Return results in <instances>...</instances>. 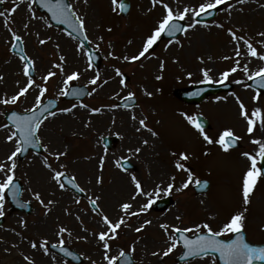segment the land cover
Segmentation results:
<instances>
[{
    "label": "rangeland",
    "instance_id": "374dc122",
    "mask_svg": "<svg viewBox=\"0 0 264 264\" xmlns=\"http://www.w3.org/2000/svg\"><path fill=\"white\" fill-rule=\"evenodd\" d=\"M69 2L85 21L84 30L91 41L90 46L102 56L98 70L92 64L89 67L86 51L79 47L77 40L52 26L47 17L36 10L32 0H4L0 10H10L19 5L15 13L0 17V99L16 94L28 80L23 73L24 63L11 52L14 40L9 27L23 38L25 54L34 61L35 71V84L17 103H0V163L11 164L7 157L16 146L15 141L7 140L13 129L2 127L7 124L4 113L12 110L23 113L32 108L40 91L36 85L47 88L42 101L49 97L61 100L63 95L60 92L66 88L64 81L67 75L79 72V78L69 84L83 85L91 93L80 104L65 102L60 109L70 108L71 111L57 113L43 124L39 133L44 147L42 154L31 153L22 161L17 155L15 178L20 179L23 186L22 201L31 204L33 211L29 215L11 212L4 193L5 224L0 228V264H29L24 256H29L34 264H70L51 251L45 254L41 248L31 247L32 241L47 240L59 244L57 233L61 227L68 230L63 233L64 244L83 255L85 264H93V261L107 264L103 243L98 240V234L107 230L102 215H107L113 223L124 216L126 223L117 230L116 238L108 241L109 255L119 256V251L124 250L132 255L136 264H217L212 257L179 263L176 259L183 252L181 246L163 256L170 243L169 237L176 238L172 229L208 223L218 231L232 215L245 208L244 232L251 242L264 243L262 177H259L248 205L243 204L241 191L242 177L250 167V161L243 153L258 150L252 140L264 141V127L258 124L249 134L237 101L239 97L249 112L254 107H261L264 112V95L258 101L253 100L256 92L245 87L249 79L243 71L247 65L249 73H254L264 67V60L247 55L243 41L234 40L228 31L232 29L237 36L245 37L258 53L264 54V36L260 35L264 32V0H246L243 3L227 0L216 9L213 20L197 24L177 38H166L156 43L145 57L135 62L125 61L123 56L138 54L164 14L161 5L153 7L152 0H130L131 10L123 17L118 9L119 0L116 5L112 0ZM165 2L174 11H181L184 7H198L203 0ZM228 5L232 8L229 9ZM5 19L9 27L5 26ZM183 22L187 26L192 20ZM41 39L46 42L41 44ZM237 45L241 53L239 57L235 52ZM236 60L240 61V67L223 81L231 85L230 91L197 105L185 104L176 97L177 89L208 83L203 82L202 70H210L211 83H219L221 74L235 67ZM56 65H62L63 71ZM115 68L128 77L125 85L120 84L122 77L116 75ZM49 72L55 75L45 83L43 78ZM97 73L100 80L93 85L90 81ZM158 76L161 78L157 79ZM105 80L108 83H103ZM237 80L243 83H236ZM129 92L135 93L137 99L133 108L112 107L124 100ZM148 92L152 95H147ZM95 108L101 109L98 115L92 112ZM196 114L209 120L211 128L205 132L213 141L219 138L220 133L231 129L234 136L240 138L241 148L224 151L215 142L208 144L204 141L200 132L186 119V115L194 117ZM145 118L147 127L155 131L156 136L147 128L140 127L139 120ZM106 137H117L118 142L106 148L103 143ZM137 148L140 149L138 153L135 152ZM56 153L66 155L57 160ZM180 153L189 156L187 161H181L189 171L176 169L175 162ZM45 158L52 169L74 176L78 185L85 189V196L79 197L66 187L60 188L52 178L53 171L44 165ZM124 160L129 161L133 168L122 169ZM189 172L193 182L183 188ZM133 175L141 181L146 192L153 193L155 202L170 197L173 205L165 211H157L153 208L154 203L138 216L123 213L122 203L129 202L132 204L130 211H139L148 200L145 196L132 199L135 192L131 181ZM3 179L4 174L0 173V182ZM196 180L208 181L211 190L205 195H196L193 190ZM170 183L174 187L169 193L165 189ZM157 186L160 188L158 196L155 195ZM36 193L40 194L43 204L35 198ZM96 198L98 213L89 203L90 199ZM146 220L151 224L136 232L135 229ZM161 225L169 226L167 233ZM204 232L206 230L202 229L201 233ZM187 234L197 235L195 232ZM133 246L135 251H131ZM154 252L160 255H153Z\"/></svg>",
    "mask_w": 264,
    "mask_h": 264
},
{
    "label": "snow or ice",
    "instance_id": "6c2138e0",
    "mask_svg": "<svg viewBox=\"0 0 264 264\" xmlns=\"http://www.w3.org/2000/svg\"><path fill=\"white\" fill-rule=\"evenodd\" d=\"M36 0H32V3H35ZM113 4H117V0H112ZM227 2V0H203L202 3L198 5V7H184L181 11H174L172 7L169 6L168 3L165 2V0H152L153 7L156 5H161L164 9V14L162 18L159 20L157 26L153 29L150 35L147 36L145 39L142 48L138 51V54L128 56H123V60L135 62L137 60H140L142 57H145V54L149 52L150 49L153 48V46L157 43L158 40H160L161 36L165 33L172 36L175 35L178 32H187L189 28H195L196 25L199 23V20H197V17H200L201 15L205 14H211L212 11L216 10L220 5H223ZM239 3H243V0H238ZM4 3V0H0V5ZM41 6L48 9L49 12L52 14V18L54 20L59 21L62 24H68L69 26H72L74 23L78 25V28L74 29L75 31H81L85 27V21L75 12L73 6L71 3H65V0H40ZM19 5H16L15 7H12L10 10L5 9L4 11H0V17H5L7 15H11V13H15ZM29 10L31 11L32 4L30 3L28 5ZM119 7L121 10H125L127 5L124 3V0H119ZM229 9L232 8V5H228ZM33 18H36L33 15ZM74 18V19H73ZM186 19H191L192 22L189 23L186 27H182L180 24V21H184ZM5 26L9 27L8 20L5 19L4 21ZM50 26V25H49ZM222 27V25H218ZM28 25L25 24V28H27ZM229 34L233 37L234 40L243 41L244 45L247 49V55L250 57L258 58L260 60H264V54L258 53L256 47L253 46V44L246 39L243 36H237L236 32H234L232 29H229ZM9 32L11 33V37L14 41L20 42V43H13L11 47L13 49L20 50V45L23 42V38L18 35L15 31H13L9 27ZM71 35V33H69ZM261 36H264V32L260 33ZM84 40H88V36L86 33H83ZM102 39V38H101ZM41 44H44L46 41L41 39L39 41ZM91 43V41H89ZM131 43V42H130ZM79 47H83V45H79ZM97 49H99V45L96 46ZM236 56L239 57L241 55L239 45H237V48L235 49ZM93 53H88V60H89V67H91V60H92ZM109 55H112V53H109ZM227 59V57H225ZM20 60L24 63L23 67V73L25 76L28 77L27 83L24 87L20 88L19 91L12 95L10 98H4L0 99V103H3L5 105L7 104H15L20 99V97L24 96L30 88L33 87L35 84V81L32 79L30 75V71L34 70V61L27 55H20ZM60 60L63 61L64 57L61 56ZM56 67H60L61 71H63L62 65H56ZM240 67V61L236 60V66L232 67L228 71H224L221 74V80L218 81L219 83H223L224 80H227V78L230 76L231 73H234L238 70ZM161 69H163V63L161 64ZM210 70H202L203 72V82H212V77L209 75ZM243 71L248 75L249 80H254L257 82L258 86L260 88H264V67L259 68V70L255 71L254 73H249L247 65H244ZM115 73L117 76L122 77L120 80L121 85H125V80L123 79L124 74L121 72L119 68H115ZM55 75L53 72H49L43 79L45 83L47 80ZM191 76V73H189V77ZM2 78V77H0ZM79 78V72H73L70 75H67L64 84L66 85L65 89H62L60 94L61 95H69V90L67 88V85L69 82L78 79ZM161 77H157V79H160ZM100 80V76L97 73L93 79H91L90 83L93 85H96L97 82ZM103 83H108L107 80L103 81ZM236 83H243L242 81L237 80ZM248 85H245L247 87ZM40 89L39 94L35 98V102L32 108L26 109L25 112L26 115H19L16 112H13L11 116H9V120L12 121L15 131H10V134L7 136V140L9 142L15 141L16 146L15 150L11 152V154L7 157L8 161H11L10 165H6L5 163H0V173L4 174L3 182H0V217L4 215L3 206H4V193L9 190L10 188L13 189L12 195L15 199L18 195L19 188L14 184L15 180V169L17 167L16 164V157L19 153L22 151H25L26 148L25 145H32L33 147L39 146L40 141L38 138V133L41 128V125L44 123V120L47 119V116L45 113H47L48 116H54L56 115L55 112H50L49 107L51 106V101H49L48 106H45L42 102V98L44 97L45 92H47L46 87H42L40 85H36ZM71 94L74 96H79L82 94L80 89H71ZM91 94V93H89ZM147 95L151 96L152 93L148 92ZM135 96V93L129 92L127 96L125 97L126 100H132ZM261 98V95L259 92L256 93V95L253 96L254 101H258ZM237 101L240 106V115L244 117L246 123H247V131L249 134L253 133L256 129L257 125L259 124L260 127H264V112H262L261 107H254L250 112L248 109H246L244 103L242 101H239V97H237ZM75 107V105H74ZM81 107L87 108V105H81ZM113 108L118 107V105H112ZM63 112H70L71 109H62ZM101 111L100 108L92 109L93 113H99ZM133 119H135V116H133ZM186 119L190 124H192L201 134L204 141H206L208 144L216 143L221 146V148L224 151H228L229 147L234 145L239 137L234 136L231 129H226L222 133H220L219 138L213 141V138H211L204 130L202 125L198 122V120L193 116H187ZM145 119L139 120V125L141 128H147L149 132L152 133L153 136H156L157 133L153 131L151 128L147 127V124L145 122ZM2 127L8 128L7 124H4ZM139 130V129H138ZM145 144L148 143L147 140L144 141ZM253 144H256L258 146V150L255 153H248L245 152L243 155L250 161V167L246 170L242 177V202L244 205H248L250 203V196L253 193L255 186L257 184V181L261 175H264V169L262 167L258 166V161L261 163H264V141L260 139H253ZM140 149H135V152H139ZM175 155V153H173ZM61 155H66V153H56L55 158L57 160L60 159ZM189 159V156L186 153H180L179 158L175 162V167L177 170H184L189 171L184 163H181V161H187ZM119 163V162H117ZM44 165L51 169L54 173L53 179L59 184L60 188H64L65 184L62 183V178L65 177V172L57 171L55 169H52V166L48 163L47 158L44 160ZM101 168L103 167V159L100 161ZM63 167V166H62ZM122 167V165H121ZM174 179V178H173ZM131 181L135 186V192L132 196V199L135 200L137 196H145L148 197V200L146 203L141 205V208L139 211H130L132 209V204L129 202L122 203L120 205V208L123 213H125L128 216H138L141 212L147 211L152 207V205L155 203V200L152 198L153 193L152 192H146L143 187L140 180L137 179L135 175L131 177ZM98 182H100L98 180ZM193 182L192 174L189 172V176L187 181L183 184V188H187L189 184ZM67 183H70L73 188H76L79 192H84L85 189L79 187V185L76 183V178L70 177L67 180ZM195 183L197 185L201 184L202 182L199 180H196ZM205 185L207 182H203ZM173 184H168L165 191L171 192L173 189ZM160 188L157 186V189L155 191V195H159ZM35 198L40 201L41 204L44 203V201L41 199L40 194L36 193ZM97 199H90V204L93 206V210L95 211L98 207L97 205ZM79 201H77L78 203ZM51 203V201H49ZM24 206V205H21ZM244 211H247L245 208ZM244 211H239L236 214L232 215L227 222L223 224V226L218 230H213V228L208 223H204L203 225H196L195 227H173L172 231L175 233H179V237L175 238L170 236L169 240V246L166 250L163 252V256H168L170 253H172L178 246H181L184 251L181 255V259H186L188 257H200L201 254L207 255L210 251L211 252H217L220 254V257L223 259L224 264H255V262L260 261L264 262V247H255L252 246L250 243L246 241L243 235H240L244 229H245V215ZM102 220L105 225H107L106 231H101L98 234V240L103 243L104 248V259L106 260L107 264H117V261L121 258L124 259L125 264H127V253L124 250L119 251V256H110L109 255V249L110 245L108 243L109 240L115 239L118 232L117 230L121 228V225H124L126 223L124 216H121L115 223H113L112 220L109 219L107 215H102ZM151 224L150 220L144 221V223L135 229L136 232L142 231L143 227L146 225ZM161 228L164 229V231L167 233L169 226L168 225H161ZM206 230L203 234H201V230ZM68 230L66 228L61 227L59 232L57 233L59 239V244H51L52 248L59 247L61 252H64L66 255H71L70 252H67V250L63 247L64 240H63V233L67 232ZM197 233L195 239L189 238L185 233ZM226 234H235L236 238L233 240H230L228 242H225L222 239H217V237L224 236ZM71 235V233H69ZM85 239H87L85 237ZM31 247L33 249L41 248L45 254L48 253L49 247H48V241L44 240L42 242H31ZM131 251H135L134 246L132 247ZM153 255H160V253L154 252ZM24 259L29 262V264H34V261L29 256H24ZM54 259V257H53ZM93 264H96L95 261H93Z\"/></svg>",
    "mask_w": 264,
    "mask_h": 264
},
{
    "label": "water",
    "instance_id": "95a60500",
    "mask_svg": "<svg viewBox=\"0 0 264 264\" xmlns=\"http://www.w3.org/2000/svg\"><path fill=\"white\" fill-rule=\"evenodd\" d=\"M65 3H66V1H65ZM124 3L127 5V7H126V9L125 10H122V13L124 14V15H126L127 14V12H128V9H129V1H124ZM37 6H38V8L40 9V10H42V11H47L46 10V8L45 7H42L41 6V3H40V0H38V2H37ZM1 6V5H0ZM51 13V12H50ZM210 17H212V16H210ZM209 17V18H210ZM51 19H52V21L54 22V23H56L57 25H60V26H63L64 28H66V29H69V28H71L72 26H69L68 24H62V23H60L59 21H57V20H54L53 18H52V14H51ZM182 26V25H181ZM180 32H178V33H176L175 35H172V36H170V35H166V34H163V36H162V38H166V37H174V36H176V35H178ZM257 82H255V84H254V86L255 87H257L258 89L260 88V87H258L257 86V84H256ZM228 89H230V86H215V85H205V86H202V87H196V88H191V89H187V90H183V91H179L178 93H177V95H178V97L181 99V100H183L184 102H186V103H192V104H198V103H200V102H202L203 100H205L208 96H210V95H213V94H216V93H219V92H221V91H226V90H228ZM260 92H262V93H264V88L263 89H261L260 88ZM53 108V106H50L49 107V111H50V109H52ZM46 114V113H45ZM9 116H11V115H9ZM196 118H197V120H198V122L202 125V127L203 128H210V124H209V122L207 121V120H205L202 116H196ZM237 144V145H236ZM233 147H238V143H237V141H236V143L234 144V145H232ZM25 148H26V150L25 151H22V154H21V157L20 158H23L24 157V155H26V153H28V151L29 150H34V151H38L39 149H38V146H36V147H33L32 145H25L24 146ZM261 167H262V169H264V163H261ZM263 177H264V175H263ZM63 180H65V182L67 183V180L68 179H66L65 177H64V179ZM203 182H205V181H202V183L201 184H199V185H197L196 187H195V190L198 192V193H201V192H206L209 188H210V185L208 184V183H206V185L203 183ZM70 187H72V185L70 184V183H67ZM16 186H18V188H19V192H18V195H17V197L14 199L13 198V195L11 194V196H12V198H11V203H12V207H13V209H20L22 206L21 205H24L22 202H20V185L17 183V184H15ZM73 188V187H72ZM75 189V188H74ZM11 191H13V189H11ZM161 204H162V206H163V208L162 209H166V208H168L171 204H172V201L170 200V199H167V200H165V201H162V202H160ZM21 206V207H20ZM25 206V205H24ZM23 206V207H24ZM26 211H29V209H28V207H27V209H26ZM243 236H244V234L243 233H241ZM240 234V235H241ZM179 235L180 234H178V237H179ZM189 238H191V239H195L196 237H189ZM236 238V235H234V237L233 238H231V239H227V240H224V239H222V240H224L225 242H228V241H230V240H233V239H235ZM244 238H245V236H244ZM217 239H219L218 237H217ZM247 241V240H246ZM248 242V241H247ZM249 243V242H248ZM251 244V243H250ZM252 246H255V247H264V245H253V244H251ZM211 255V254H213V255H215V257L217 258V260H218V263L219 264H224V261H223V259L220 257V254L219 253H217V252H209L207 255ZM67 256H69V255H67ZM201 256H204V254H201ZM190 259H193V257H188V258H186V259H181V258H179L178 259V261H187V260H190ZM132 264V263H131ZM255 264H264V262H260V261H257V262H255Z\"/></svg>",
    "mask_w": 264,
    "mask_h": 264
}]
</instances>
